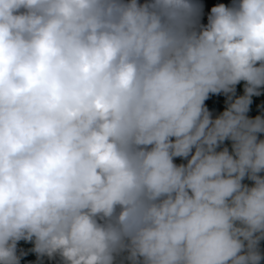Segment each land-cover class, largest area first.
<instances>
[{"label": "clouds", "instance_id": "obj_1", "mask_svg": "<svg viewBox=\"0 0 264 264\" xmlns=\"http://www.w3.org/2000/svg\"><path fill=\"white\" fill-rule=\"evenodd\" d=\"M191 14L190 0H0V264H19L21 239L62 264H260L264 117L246 112L264 0ZM210 93L226 94L215 117Z\"/></svg>", "mask_w": 264, "mask_h": 264}, {"label": "trees", "instance_id": "obj_2", "mask_svg": "<svg viewBox=\"0 0 264 264\" xmlns=\"http://www.w3.org/2000/svg\"><path fill=\"white\" fill-rule=\"evenodd\" d=\"M138 2H145V0H138ZM192 4V14L191 20L193 24L197 22L199 24H206L207 16L209 14L210 8L217 3H224L225 5H230L233 0H190ZM244 82L240 81L235 85V91L232 93L233 96H238L243 94ZM205 106L208 108L212 117L218 115L226 106V94L224 93H210L204 101ZM248 117H255L260 115L264 117V86L260 88L259 95H252L250 98V103L248 106V111L246 112ZM258 138H264V133H257ZM223 147H227L229 152H231V141L225 139L221 144H218L217 150ZM174 163H185L186 158L183 157H173ZM243 183L251 184L252 182L243 178ZM258 248L261 252L260 264H264V238L259 241ZM32 242L25 241L23 239L19 240L16 245V252L19 256V264H62L61 258L54 255L52 258L47 256H37L32 250ZM122 256L117 257L119 261ZM127 264V261H124Z\"/></svg>", "mask_w": 264, "mask_h": 264}]
</instances>
